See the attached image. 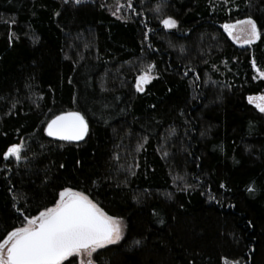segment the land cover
Wrapping results in <instances>:
<instances>
[{"label": "trees", "instance_id": "1", "mask_svg": "<svg viewBox=\"0 0 264 264\" xmlns=\"http://www.w3.org/2000/svg\"><path fill=\"white\" fill-rule=\"evenodd\" d=\"M82 1L0 0V240L70 187L124 223L95 264H264V0ZM69 111L85 139L49 138Z\"/></svg>", "mask_w": 264, "mask_h": 264}, {"label": "snow or ice", "instance_id": "2", "mask_svg": "<svg viewBox=\"0 0 264 264\" xmlns=\"http://www.w3.org/2000/svg\"><path fill=\"white\" fill-rule=\"evenodd\" d=\"M128 7H132L131 3ZM161 23L166 29L177 27V21L171 17L162 19ZM223 28L237 42L243 37V43L248 45L261 36L256 22L250 17L232 24L225 23ZM153 67L148 65L147 70L137 76L138 92H143L144 86L153 79ZM253 67L256 68L255 61ZM259 75L264 78V71H259ZM249 99L251 102L252 98ZM258 99L264 101V96ZM256 106L264 112V103ZM44 130L49 137L79 141L87 133L88 124L80 112L69 111L51 119ZM3 155L5 159L14 157L19 161L21 145L8 147ZM24 221L22 226L8 231L0 240V264H63L74 256L81 258L80 264H95L93 254L106 245L118 243L123 236V224L119 218L107 214L83 192L70 187L59 192L53 206L44 208L33 217L25 215Z\"/></svg>", "mask_w": 264, "mask_h": 264}, {"label": "rangeland", "instance_id": "3", "mask_svg": "<svg viewBox=\"0 0 264 264\" xmlns=\"http://www.w3.org/2000/svg\"><path fill=\"white\" fill-rule=\"evenodd\" d=\"M93 2V1H95V0H83L82 2ZM103 1H105V0H103ZM108 1V0H107ZM109 2H111V3H115V7H116V10L117 9H119V11L117 10V13L120 15L122 12H124V13H127V7L126 6H124L123 7V2H122V0H109ZM114 5V4H113ZM236 22V21H235ZM235 22H230L229 24H232V23H235ZM226 32V31H225ZM226 34H227V36L230 38V40L235 44V45H237V46H239V47H246V46H250V45H248V44H244L243 43V37H241V39H240V41L239 42H237V40H235V39H233V37L232 36H229L228 35V33L226 32ZM234 35H237V36H239L240 34L239 33H234ZM257 41V40H256ZM256 41H254V42H256ZM253 42V43H254ZM252 43V44H253ZM264 96V95H263ZM260 96H258V97H256V98H254L251 102H252V104L257 108V104L258 103H264V101H260L258 98H259ZM258 109V108H257ZM122 221V220H121ZM122 224H123V232H124V223H123V221H122ZM109 245H111V244H109ZM106 246H108V245H106ZM77 258H78V264H80V257H78L77 256ZM85 259H87L86 257H85ZM226 264H232V263H229V262H226Z\"/></svg>", "mask_w": 264, "mask_h": 264}, {"label": "water", "instance_id": "4", "mask_svg": "<svg viewBox=\"0 0 264 264\" xmlns=\"http://www.w3.org/2000/svg\"><path fill=\"white\" fill-rule=\"evenodd\" d=\"M46 127H47V125H46ZM46 127H45V128H46ZM87 132H88V131H87ZM45 134L47 135L46 132H45ZM86 135H87V133L85 134L84 138H83L82 140H79V141H63V142H68V143H79V142H81V141H83V140L85 139ZM47 136H48V135H47ZM48 137H49V136H48ZM49 138L54 139V140H57V141H62V140H59V139H57V138H53V137H49Z\"/></svg>", "mask_w": 264, "mask_h": 264}]
</instances>
